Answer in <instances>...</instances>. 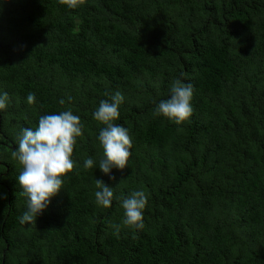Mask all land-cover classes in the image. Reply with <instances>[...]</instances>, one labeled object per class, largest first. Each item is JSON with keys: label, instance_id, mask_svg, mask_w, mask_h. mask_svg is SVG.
Instances as JSON below:
<instances>
[{"label": "trees", "instance_id": "trees-1", "mask_svg": "<svg viewBox=\"0 0 264 264\" xmlns=\"http://www.w3.org/2000/svg\"><path fill=\"white\" fill-rule=\"evenodd\" d=\"M177 78L193 85L180 125L153 116ZM106 91L124 95L116 123L132 139L128 166L108 175L93 119ZM4 92L0 264H264V0H0ZM69 108L84 126L74 170L22 225L11 152L41 115ZM95 179L114 190L107 209L94 203ZM133 190L147 195L144 228L117 236L118 198Z\"/></svg>", "mask_w": 264, "mask_h": 264}, {"label": "clouds", "instance_id": "clouds-1", "mask_svg": "<svg viewBox=\"0 0 264 264\" xmlns=\"http://www.w3.org/2000/svg\"><path fill=\"white\" fill-rule=\"evenodd\" d=\"M69 9H77L86 0H58ZM108 99H101L98 108L93 113V119L102 127L97 140L102 149L98 167L105 175L111 169L120 170L128 166L131 156L132 139L126 127L116 123L119 120V107L124 102L120 91L114 94L105 92ZM193 85L177 78L171 82L170 95L161 99L155 106L153 116H163L169 121L180 125L190 119L194 108L192 106ZM10 97L7 92L0 94V110L8 107ZM71 101L72 97L68 96ZM36 102L35 94L27 95L28 105ZM65 104L64 99L59 100ZM83 124L79 115L73 111H61L58 114L41 115L38 126L24 128L17 138L16 147L11 152L13 160L21 166L17 176L20 195L26 200V210L19 217L23 224H36V219L51 203V199L63 189L64 177L72 172L75 161L72 159L77 138L83 136ZM93 158L84 160V169H92ZM115 179V177H112ZM97 190L94 193V203L101 209L111 207L114 190L102 179H95ZM6 198V196L4 197ZM123 209V219L120 224H111L114 234L119 235L121 228L142 230L144 228V209L148 203L143 190H133L127 196L118 198Z\"/></svg>", "mask_w": 264, "mask_h": 264}]
</instances>
